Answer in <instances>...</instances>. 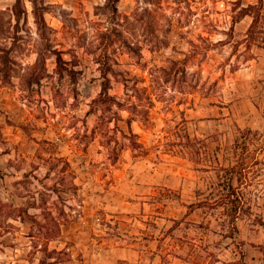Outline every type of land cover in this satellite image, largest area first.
I'll list each match as a JSON object with an SVG mask.
<instances>
[{
    "label": "clouds",
    "instance_id": "clouds-1",
    "mask_svg": "<svg viewBox=\"0 0 264 264\" xmlns=\"http://www.w3.org/2000/svg\"><path fill=\"white\" fill-rule=\"evenodd\" d=\"M19 3L0 264H264V0Z\"/></svg>",
    "mask_w": 264,
    "mask_h": 264
},
{
    "label": "rangeland",
    "instance_id": "rangeland-1",
    "mask_svg": "<svg viewBox=\"0 0 264 264\" xmlns=\"http://www.w3.org/2000/svg\"><path fill=\"white\" fill-rule=\"evenodd\" d=\"M233 11H235V9H233ZM233 19H235V18H233ZM180 111L183 113V112H184V108L181 107V108H180ZM186 142H187V141H185V143H186ZM173 163L182 166V165L184 164V160H182V159H180V160H174ZM178 171H180V172L182 173V172L184 171V168H183V167H180V168L178 169ZM119 176H120V174L117 173V179H119ZM109 182H111V180H110ZM51 226H52V228H56V227H58V225L55 224L54 222L52 223Z\"/></svg>",
    "mask_w": 264,
    "mask_h": 264
},
{
    "label": "trees",
    "instance_id": "trees-1",
    "mask_svg": "<svg viewBox=\"0 0 264 264\" xmlns=\"http://www.w3.org/2000/svg\"><path fill=\"white\" fill-rule=\"evenodd\" d=\"M13 14L19 16L23 13L24 9L20 6L19 0H16V4L13 6ZM244 11H247L246 9ZM255 26V25H254ZM252 29H249L251 31Z\"/></svg>",
    "mask_w": 264,
    "mask_h": 264
}]
</instances>
